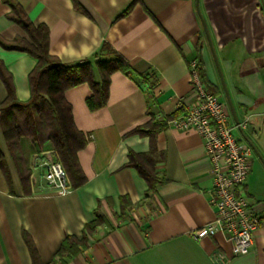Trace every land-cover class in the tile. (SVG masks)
I'll use <instances>...</instances> for the list:
<instances>
[{"label": "crops", "instance_id": "crops-1", "mask_svg": "<svg viewBox=\"0 0 264 264\" xmlns=\"http://www.w3.org/2000/svg\"><path fill=\"white\" fill-rule=\"evenodd\" d=\"M10 2L35 27L48 29L50 54L64 65L94 63L108 45L129 69L111 76L100 110L88 108V84L65 94L86 140L78 153L86 183L68 196L53 193L37 173L25 187L0 128L7 168V174L0 168V264H34L28 240L42 264H264V0ZM11 6L0 0V61L17 100L26 103L37 61L3 46L28 40ZM198 59L231 125L250 120L245 131H234L253 153L246 193L261 217L245 256L233 255L223 233L194 237L216 218L211 163L196 131H178L169 122L183 113L179 100L185 106L195 100L190 63ZM7 95L0 79V101ZM150 123L167 124L155 134L150 168L142 164L159 181L153 192L130 165L132 156L142 161L152 153L150 135L135 133L150 134ZM70 237L81 243L58 255Z\"/></svg>", "mask_w": 264, "mask_h": 264}, {"label": "trees", "instance_id": "trees-1", "mask_svg": "<svg viewBox=\"0 0 264 264\" xmlns=\"http://www.w3.org/2000/svg\"><path fill=\"white\" fill-rule=\"evenodd\" d=\"M4 2L11 6L10 0ZM11 7L12 20L26 32L28 40L17 38L12 44L3 46L7 50L30 55L37 64L29 75L31 99L21 103L17 100L11 74L0 61V79L8 94L4 101H0V128L8 150L25 187L29 185L32 173L30 160L33 155L51 150L58 153L74 189L81 187L86 183V177L80 167L78 153L86 147V140L75 127L71 106L67 103L65 94L70 89L88 84L93 91V96L87 100L88 108L90 111L100 110L108 102L111 76L117 72L126 73L129 66L108 45L100 49L95 56L98 60L94 63L64 65L50 54L48 29L45 26L35 27L20 9L13 5ZM129 10L125 13L127 14ZM198 69L204 81L200 59H198ZM166 125V123L159 126L148 124L146 128L152 129L150 134L142 129L135 130V133L148 134L151 137L152 153L141 156L142 161H137L138 158L135 156H132L130 161V165L136 167L148 182L150 192L155 190L159 181L154 173L143 165L146 164L150 168L155 134ZM0 168L4 174H7L5 157L1 150ZM100 222L101 220L98 219L95 225ZM28 243L33 263L42 264L35 247L29 240ZM79 243L81 242L76 238H68L58 255L74 252Z\"/></svg>", "mask_w": 264, "mask_h": 264}, {"label": "built area", "instance_id": "built-area-1", "mask_svg": "<svg viewBox=\"0 0 264 264\" xmlns=\"http://www.w3.org/2000/svg\"><path fill=\"white\" fill-rule=\"evenodd\" d=\"M190 82L195 100L185 106L179 100L183 113L169 122L178 131H196L204 141L211 163V204L216 211L213 222L203 227L194 237L214 236L223 233L232 245L235 257L250 253L254 232L261 225V217L247 198L253 153L234 135L248 128L249 118L231 125V114L221 98L211 93L205 85L198 62L190 63ZM32 177L39 174L48 188L58 196H68L74 191L70 177L54 150L36 153L32 157Z\"/></svg>", "mask_w": 264, "mask_h": 264}, {"label": "rangeland", "instance_id": "rangeland-1", "mask_svg": "<svg viewBox=\"0 0 264 264\" xmlns=\"http://www.w3.org/2000/svg\"><path fill=\"white\" fill-rule=\"evenodd\" d=\"M30 169H31V171H33V160H32V158L30 160Z\"/></svg>", "mask_w": 264, "mask_h": 264}]
</instances>
